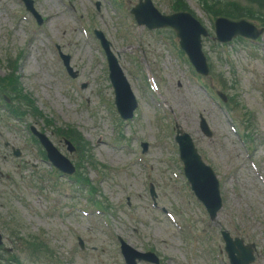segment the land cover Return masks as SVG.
Listing matches in <instances>:
<instances>
[{"label": "rangeland", "instance_id": "rangeland-1", "mask_svg": "<svg viewBox=\"0 0 264 264\" xmlns=\"http://www.w3.org/2000/svg\"><path fill=\"white\" fill-rule=\"evenodd\" d=\"M34 1L35 9L45 19L41 27L14 0H0V77L8 73L6 59L23 52L19 75L24 93L35 101L36 107L44 116L54 120L57 128H77L91 144L98 165L109 168L100 174L101 169L99 173L95 168L85 165L93 183L101 191L96 199L103 203L107 200L111 212H114V219L109 221L112 230L135 249L145 250V246L150 245L153 251L163 257L164 264H184L187 249L183 246L182 238L162 214L147 206L143 171L137 166L129 165V154L115 152L116 150L113 151L107 145L111 142L120 148L123 144L119 138L113 139L116 129H111L103 119L96 121L74 95L71 82L81 89L83 98H88L91 106H99L98 90L103 91V99L106 96L107 99L114 100V93L105 82V72L94 64V54L89 55L87 52L88 46L81 38L71 14L76 15L77 21L82 20L89 32L95 29L105 35L119 57L121 68L135 88L134 93L140 99L136 112L138 123L132 128L120 130L118 134L122 132L129 139L132 148L137 144L133 140L136 136L140 143L149 145L147 152L156 169L154 189L159 202L168 209H172L175 204L182 210L189 209L187 199L176 194L169 174L160 175L159 168L163 166L157 163V159L167 156L168 150L154 149L153 143H158L161 139L156 127L158 113L145 101L144 83L135 76V72L142 76L143 71L149 68L156 72L162 84L165 102L170 109L171 125L175 122L191 134L203 160L220 175L218 177L222 185L224 205L215 222L211 224L212 228L215 226L232 236L255 242L258 252L253 264H264V226L254 217L258 214L264 218V191L250 174L234 138L227 132L228 128L221 113L212 110L186 82L185 74L180 71L174 58L165 52L157 38L149 35L143 27H137L131 14L128 16L127 11L137 5L138 0ZM212 1L218 6L219 0ZM152 2L161 12L170 13L168 0ZM187 2L198 19L210 29L209 37L203 41L210 65L206 80L214 90L223 92L229 98H237L230 108L241 129L249 131L255 137L251 145L264 173V94L258 91V88L264 89V46L256 49L238 42V38L233 39L234 46L227 47L229 51L232 50L233 65L228 66L221 55L211 52V48L216 47V42L213 41L214 32L206 13L197 0ZM220 4L219 6H224L219 12L220 15L231 11L235 15L243 11L253 12L257 16L264 15L248 0H221ZM233 4L237 6L234 11ZM64 5H67L69 11H65ZM122 10L127 19L121 16ZM259 10L260 12H256ZM21 15L25 16L20 19ZM250 22L259 29L263 26V23L254 20ZM125 24L131 26L123 31ZM32 29L37 31L35 37L30 34ZM136 30L138 34L134 33ZM161 31L173 34L169 29ZM45 32L49 35V40L58 42L63 54L71 56V65L78 71L75 81H70L63 72L60 73L48 43L43 38ZM260 37L264 45V33ZM165 38L171 43L168 36L165 35ZM96 57L100 60L98 55ZM221 81L225 86L220 85ZM190 87L195 91L190 90ZM82 102L84 103L83 100ZM200 116L206 120L213 133L211 139L205 138L199 130ZM5 119H0V172L5 175L0 177V232L4 238H9L4 247L11 249V258L18 257L16 260L21 264H51L47 254L39 253L34 257L28 252L30 249L22 247L15 239L11 240L16 231L21 238H35L36 242L48 246L53 252L52 257L59 259L58 264H119L113 250L114 242L106 236L101 222L86 220L80 212L64 217L67 207L89 210L90 206L85 208L83 202L77 200L80 203L78 206L70 198L63 197V178L57 177V183H54L47 176L50 173L49 166L39 161L38 150L28 145L26 127L30 124L44 130L58 150L75 163L78 154H69L61 143V138L52 133L53 128L44 126L42 121L27 116L21 121L13 122L20 128V131H14L7 127ZM166 144L170 146L167 140ZM13 147L21 151L20 158L12 156ZM153 152L156 153L154 157ZM33 167H38L39 174L33 171ZM239 185L240 192L237 190ZM72 196L74 199L75 194L72 193ZM127 196L132 200L129 206L126 202ZM200 213V209L192 210L194 216L199 215L202 218ZM196 221L198 229L211 239V235L204 230L197 218ZM77 235L84 238L88 250L80 251L76 244ZM21 242L24 243L23 240ZM92 247L96 251L91 250ZM211 251V245L199 244L193 263L213 264ZM223 255L228 264L226 254Z\"/></svg>", "mask_w": 264, "mask_h": 264}, {"label": "trees", "instance_id": "trees-1", "mask_svg": "<svg viewBox=\"0 0 264 264\" xmlns=\"http://www.w3.org/2000/svg\"><path fill=\"white\" fill-rule=\"evenodd\" d=\"M204 4H205V3H204ZM217 12H219V11H216V13H217ZM227 13H228V12H227ZM227 13H226V14H227Z\"/></svg>", "mask_w": 264, "mask_h": 264}, {"label": "water", "instance_id": "water-1", "mask_svg": "<svg viewBox=\"0 0 264 264\" xmlns=\"http://www.w3.org/2000/svg\"><path fill=\"white\" fill-rule=\"evenodd\" d=\"M245 264H247V263H245Z\"/></svg>", "mask_w": 264, "mask_h": 264}]
</instances>
